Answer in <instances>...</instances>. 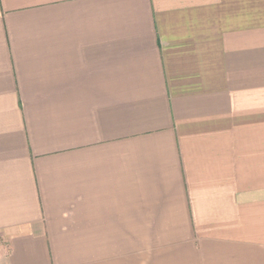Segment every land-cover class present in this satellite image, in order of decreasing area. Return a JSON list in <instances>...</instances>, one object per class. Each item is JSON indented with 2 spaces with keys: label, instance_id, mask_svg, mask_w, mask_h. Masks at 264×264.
Returning <instances> with one entry per match:
<instances>
[{
  "label": "crops",
  "instance_id": "obj_1",
  "mask_svg": "<svg viewBox=\"0 0 264 264\" xmlns=\"http://www.w3.org/2000/svg\"><path fill=\"white\" fill-rule=\"evenodd\" d=\"M0 264H264V0H0Z\"/></svg>",
  "mask_w": 264,
  "mask_h": 264
}]
</instances>
